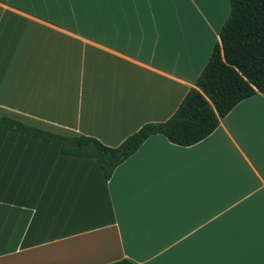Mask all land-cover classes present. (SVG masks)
<instances>
[{
    "label": "crops",
    "instance_id": "1",
    "mask_svg": "<svg viewBox=\"0 0 264 264\" xmlns=\"http://www.w3.org/2000/svg\"><path fill=\"white\" fill-rule=\"evenodd\" d=\"M229 0H0V116L116 146L167 119ZM264 264V91L199 142L149 136L106 179L0 129V264Z\"/></svg>",
    "mask_w": 264,
    "mask_h": 264
},
{
    "label": "trees",
    "instance_id": "2",
    "mask_svg": "<svg viewBox=\"0 0 264 264\" xmlns=\"http://www.w3.org/2000/svg\"><path fill=\"white\" fill-rule=\"evenodd\" d=\"M206 65L174 112L165 120L145 122L116 146L93 136L62 135L8 116L0 129L59 145L64 154L94 158L109 179L114 169L151 135L188 146L208 136L239 101L264 91V0H229V13ZM106 264H135L122 258Z\"/></svg>",
    "mask_w": 264,
    "mask_h": 264
}]
</instances>
